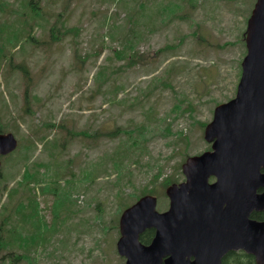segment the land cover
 Segmentation results:
<instances>
[{
	"label": "rangeland",
	"instance_id": "1",
	"mask_svg": "<svg viewBox=\"0 0 264 264\" xmlns=\"http://www.w3.org/2000/svg\"><path fill=\"white\" fill-rule=\"evenodd\" d=\"M35 1L42 16L25 27L27 42L13 35L27 0H0V128L18 141L1 157L0 264H123L118 209L154 189L165 210L162 181L183 180L185 158L209 149L204 128L235 96L256 0H177L183 7L165 22L174 0ZM128 39L134 63L116 54ZM142 122L141 144L116 170L110 156L124 137L106 132ZM24 166L41 181L17 184ZM57 180L73 190L70 210L56 206ZM30 194L43 234L38 216L16 209Z\"/></svg>",
	"mask_w": 264,
	"mask_h": 264
},
{
	"label": "water",
	"instance_id": "2",
	"mask_svg": "<svg viewBox=\"0 0 264 264\" xmlns=\"http://www.w3.org/2000/svg\"><path fill=\"white\" fill-rule=\"evenodd\" d=\"M245 44L236 94L204 128L211 149L186 158L185 180L166 188L169 208L157 211L156 197L146 194L120 214L116 250L124 264H221L230 250L264 264V220L250 217L264 211V0L247 20ZM16 146L12 133H0L1 155ZM147 228L155 233L144 244Z\"/></svg>",
	"mask_w": 264,
	"mask_h": 264
},
{
	"label": "trees",
	"instance_id": "3",
	"mask_svg": "<svg viewBox=\"0 0 264 264\" xmlns=\"http://www.w3.org/2000/svg\"><path fill=\"white\" fill-rule=\"evenodd\" d=\"M178 1L174 0V1H170L166 6H165V10L161 13V21L165 22V21H171L174 18H176L178 16V11L183 7L182 5H180V8L178 6ZM27 7H28V11L25 12L22 16H21V28L20 31L18 30H14L16 31L13 35L14 36H18V34L22 37V35H24V38L27 39V42H31L30 40L33 39L34 37L32 35L29 34H24V30H26L25 27H29L32 24L29 22L31 19L36 21L37 16H42V12L38 10V5L37 2L35 0H27ZM168 7V8H167ZM179 8V9H178ZM169 9V10H167ZM178 9V10H177ZM174 12V13H173ZM169 14L168 19L166 20V16ZM27 15V17H26ZM29 17V18H28ZM183 18V15L181 16ZM13 31V30H11ZM10 32V31H9ZM8 32V36L11 35V33ZM22 33V34H21ZM60 30L59 28L56 27V31L54 33V35H51V38L56 39L59 36ZM134 43H131V41L128 39V42L122 46V48L120 49V51H117V56H119L120 59H127L130 63H134L136 61V58L138 57L136 55V53L133 51L134 50ZM1 51V48H0ZM11 60V57H10ZM20 67L24 72L26 70V67L24 64H17V67ZM26 73V72H25ZM103 72L100 71L99 75H101ZM146 125L145 123H140V124H135L134 126L131 127H120L117 126L114 129H112L109 132H106V134L108 135V137L112 138V137H124V139H120L119 141L121 142L120 144H117V148L116 150L113 152V154H111L110 156V160L113 163V167L116 170H119L120 167L122 166L123 161H121L120 159L123 158L126 154L130 153H134V149H137L139 147V145L141 144L139 142V140L136 138L139 134H142L143 131L146 129ZM62 126V123H60V127ZM0 131H4V129H0ZM40 138H42L43 141V145L46 146L47 144L50 143V140L48 139V137H43L40 136ZM53 143H55V141H53ZM15 152V151H13ZM13 152H11L9 155H11ZM199 153V152H198ZM30 157H28L27 159H29ZM27 164V163H25ZM24 164V165H25ZM37 163H33V166L36 165ZM40 164V163H39ZM37 166V165H36ZM35 171H31L30 167L28 166H24V171L21 175V180L17 181V184H23L25 182H29V181H41L40 178L35 176ZM56 173V172H54ZM121 172H119L118 174H120ZM159 174L155 175L158 176ZM23 179V180H22ZM92 180V179H91ZM175 180L170 179V178H165L162 181L163 186H167L169 185L171 182H174ZM60 181H55L54 182V186L55 189L58 191V193H56L57 196V200H56V206L63 210H70L71 205H75V201H73L72 198V191L73 190H65L64 188L61 189L60 187ZM17 186V185H16ZM6 190V188H5ZM40 190H42V187L40 186ZM7 193L9 195H13L14 194V187H10L7 189ZM149 194H153L154 193V189H150L149 192H146ZM145 194V193H143ZM138 197V196H137ZM136 197V198H137ZM129 204H125L122 208V210L127 207ZM24 206V207H23ZM98 210H100V205L97 204ZM23 208L22 214L24 215V217H26V212L24 211V208H28L30 210V215L37 217L38 218V225H35V232H39L41 234H43L44 230H47L46 224H45V220H43L42 216H39V203L36 200V194H30L29 198L27 199L26 203L22 205V203H19L16 206L17 210H21ZM121 208L118 209V212L122 211ZM57 216V215H55ZM251 217L257 220H263L264 219V212L263 211H259V212H253L251 213ZM34 233V234H36ZM154 235V230L153 229H146L143 233L140 234L139 236V240L145 244L149 243L152 239ZM32 238L34 239L35 236H32ZM42 239V238H41ZM221 264H255L254 262V257L251 254L245 253L242 250H238V251H229L227 252L222 258H221Z\"/></svg>",
	"mask_w": 264,
	"mask_h": 264
},
{
	"label": "flooded vegetation",
	"instance_id": "4",
	"mask_svg": "<svg viewBox=\"0 0 264 264\" xmlns=\"http://www.w3.org/2000/svg\"><path fill=\"white\" fill-rule=\"evenodd\" d=\"M1 129V128H0ZM0 132H2V131H0ZM264 220V219H263Z\"/></svg>",
	"mask_w": 264,
	"mask_h": 264
}]
</instances>
